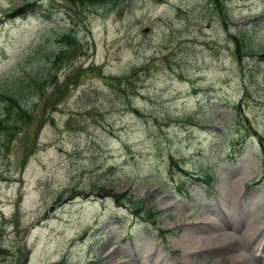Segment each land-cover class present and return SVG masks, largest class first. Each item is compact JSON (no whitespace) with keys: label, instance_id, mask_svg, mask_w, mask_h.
Masks as SVG:
<instances>
[{"label":"rangeland","instance_id":"374dc122","mask_svg":"<svg viewBox=\"0 0 264 264\" xmlns=\"http://www.w3.org/2000/svg\"><path fill=\"white\" fill-rule=\"evenodd\" d=\"M63 33L76 51L60 53ZM38 71L44 98L21 93L32 119L0 133V264L264 256L237 238L264 237V0H0V96Z\"/></svg>","mask_w":264,"mask_h":264},{"label":"bare ground","instance_id":"6f19581e","mask_svg":"<svg viewBox=\"0 0 264 264\" xmlns=\"http://www.w3.org/2000/svg\"><path fill=\"white\" fill-rule=\"evenodd\" d=\"M252 226H250L249 228H250V230H252V232L251 231H249V229H248V231L247 230H244V231H242V233L237 237V238H242L243 239V242H245V245L247 246V247H249V246H251V244H252V247H253V245H254V248H256V249H258L259 248V246H260V244L261 243H259V242H257L258 244H255V242L257 241V238H258V235L260 234V233H258V228H259V226H257L256 227V225L254 226V227H252ZM263 230H264V228H263ZM262 230V231H263ZM251 232V233H250ZM254 233H255V235H254ZM226 236V235H225ZM255 236V237H254ZM217 239H222V238H224L223 236H222V234H219L217 237H216ZM234 238V237H233ZM249 241H252V243H250ZM210 242V241H209ZM239 242V241H238ZM208 243V242H207ZM223 243V242H222ZM236 243H237V240H233V239H231V240H229V242H227L226 243V245L227 246H230V247H232V249L234 248V246L236 245ZM208 244H206V246H207ZM211 245V244H210ZM256 245V246H255ZM232 255V260L234 261V262H236V264H250V263H248L247 261L246 262H240L239 263V261L238 260H240L241 259V256H245V257H250V256H253L251 253H248V254H246L245 253V249L244 248H242V247H239L237 250L236 249H234L233 251H232V253H231ZM246 254V255H245ZM258 260L259 261H257L256 262V264H264V257L263 258H258Z\"/></svg>","mask_w":264,"mask_h":264},{"label":"trees","instance_id":"16d2710c","mask_svg":"<svg viewBox=\"0 0 264 264\" xmlns=\"http://www.w3.org/2000/svg\"><path fill=\"white\" fill-rule=\"evenodd\" d=\"M90 1H98V0H90ZM11 111H12V110L8 109V113H9V114H11ZM6 125H8V122L6 121V119H2V118H0V129L3 128V127L5 128ZM8 129H9V128H7V130H8Z\"/></svg>","mask_w":264,"mask_h":264}]
</instances>
